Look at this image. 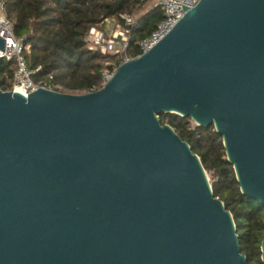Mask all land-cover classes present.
<instances>
[{"label": "water", "instance_id": "obj_1", "mask_svg": "<svg viewBox=\"0 0 264 264\" xmlns=\"http://www.w3.org/2000/svg\"><path fill=\"white\" fill-rule=\"evenodd\" d=\"M182 12L94 92L0 90V264H246L199 159L158 115L212 126L264 208V0ZM259 251L264 264V231Z\"/></svg>", "mask_w": 264, "mask_h": 264}, {"label": "trees", "instance_id": "obj_2", "mask_svg": "<svg viewBox=\"0 0 264 264\" xmlns=\"http://www.w3.org/2000/svg\"><path fill=\"white\" fill-rule=\"evenodd\" d=\"M14 35L23 40L27 68L32 80L47 78V86L65 94L82 95L98 90L102 73H112L120 60L87 50V32L104 19L131 14L147 0H3ZM163 19L153 6L140 13L131 29L126 54L139 53L138 43L146 39ZM111 63L110 65H106ZM16 64L0 60V90L13 86ZM51 77V79H49ZM160 125L169 126L197 156L210 176V189L231 215L239 252L246 264H261L259 246L264 231V208L241 195L231 165L226 161L221 137L213 127L193 126L188 117L159 114Z\"/></svg>", "mask_w": 264, "mask_h": 264}, {"label": "built area", "instance_id": "obj_3", "mask_svg": "<svg viewBox=\"0 0 264 264\" xmlns=\"http://www.w3.org/2000/svg\"><path fill=\"white\" fill-rule=\"evenodd\" d=\"M149 1L153 6L158 7L162 11L163 19L156 25L154 31L146 39L138 43L139 53L137 55L129 57L126 54L130 32L135 24V19L132 14H119L117 19H104L101 23L91 28L85 37L87 50L118 58L120 60L119 64L136 58L147 52L173 28L183 15L182 8L190 9L198 2V0ZM0 38L5 40L4 52L0 51V60H13L16 64L11 91H18L26 97L39 88L53 90L47 86V78L40 79L37 83L32 80V75L35 72L28 70L24 57V50H28L29 47H24L23 40L15 37L13 23L7 16L3 0H0ZM110 75L111 73L107 70L102 73L104 82L110 78Z\"/></svg>", "mask_w": 264, "mask_h": 264}, {"label": "rangeland", "instance_id": "obj_4", "mask_svg": "<svg viewBox=\"0 0 264 264\" xmlns=\"http://www.w3.org/2000/svg\"><path fill=\"white\" fill-rule=\"evenodd\" d=\"M150 7H152V3H151L149 0H147V1L144 3V5H143L142 7H140V9H138L137 11L132 12L131 14L133 15L134 19H136V17H137L140 13L144 12L146 9H148V8H150ZM26 51H28V50H26ZM116 59H118V58H116ZM118 60H119V59H118ZM110 64H111V63H107L106 65H110ZM191 124H192L193 126H195L192 122H191ZM205 175H206V178H207V180H208V183L210 184V176H209V174H206V173H205Z\"/></svg>", "mask_w": 264, "mask_h": 264}, {"label": "bare ground", "instance_id": "obj_5", "mask_svg": "<svg viewBox=\"0 0 264 264\" xmlns=\"http://www.w3.org/2000/svg\"><path fill=\"white\" fill-rule=\"evenodd\" d=\"M17 93H19L18 91H16ZM20 94V93H19ZM22 95V94H21Z\"/></svg>", "mask_w": 264, "mask_h": 264}]
</instances>
